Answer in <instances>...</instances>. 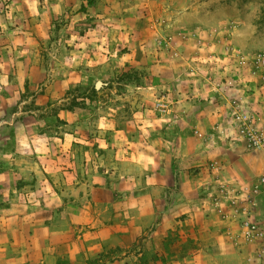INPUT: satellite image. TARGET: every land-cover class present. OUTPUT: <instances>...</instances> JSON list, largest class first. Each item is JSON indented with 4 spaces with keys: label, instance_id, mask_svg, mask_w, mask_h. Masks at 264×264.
Instances as JSON below:
<instances>
[{
    "label": "crops",
    "instance_id": "0c3cea01",
    "mask_svg": "<svg viewBox=\"0 0 264 264\" xmlns=\"http://www.w3.org/2000/svg\"><path fill=\"white\" fill-rule=\"evenodd\" d=\"M83 2L11 0L7 23L31 15L39 24L0 28V113L8 115L0 129H13L16 141L11 155L0 157V264H152L151 258L156 264H262L258 243L239 232L237 219L245 214L218 191L221 183L234 186L242 200L237 205L244 206L264 174V153L247 149L230 127L231 91L190 94L195 105L187 113L184 98L165 109L159 119L169 116L165 126L176 130L173 137L162 128L153 137L150 93L141 89L125 93L133 106L124 119L116 102L123 95L108 101L104 90L94 111L61 105L52 115L63 118L60 126L24 104L25 88L41 85L42 92L31 94L37 104L66 100L70 69L57 77L38 56L43 19L72 14ZM260 97L244 100L264 128ZM192 129L213 135L189 147L183 131ZM256 200L251 217L264 228V196Z\"/></svg>",
    "mask_w": 264,
    "mask_h": 264
},
{
    "label": "rangeland",
    "instance_id": "374dc122",
    "mask_svg": "<svg viewBox=\"0 0 264 264\" xmlns=\"http://www.w3.org/2000/svg\"><path fill=\"white\" fill-rule=\"evenodd\" d=\"M9 3L11 0H0V28L39 24L40 18L31 15L19 24L7 23ZM97 12H103V17H96ZM43 21L40 61L57 77L69 68L72 80L64 88L66 100L53 107L47 99L37 104L31 98L45 85L34 90L26 87L21 93L25 105L39 110L41 121L62 125L63 118L52 116L61 105L77 113L85 108L94 111L103 90L109 92L105 100L120 104L124 119L133 106L125 93L141 89L150 93L153 137L159 128L171 137L176 135V130L165 126L169 116L159 119L165 109L184 98L187 105L181 109L187 113L195 103L186 96L198 97L207 91H231L229 98L239 99L251 115L244 96L258 93L261 97L256 102L262 104L264 124V0H84L72 14L61 13ZM97 81L102 82L98 88ZM118 94L123 97L115 100ZM7 116L0 113V120ZM9 119L13 117L9 115ZM231 126L237 132L232 121ZM259 129L264 133L263 127ZM138 132L142 134L136 127ZM183 132L189 147H197L213 135L207 130ZM14 135L11 128L0 129V157L13 152ZM95 148L93 145L94 152ZM151 260L156 264L157 259ZM89 264L100 261L93 259Z\"/></svg>",
    "mask_w": 264,
    "mask_h": 264
},
{
    "label": "built area",
    "instance_id": "2783aa9c",
    "mask_svg": "<svg viewBox=\"0 0 264 264\" xmlns=\"http://www.w3.org/2000/svg\"><path fill=\"white\" fill-rule=\"evenodd\" d=\"M230 114L232 122L236 126L238 135L245 141L247 149L260 150L264 153V133L257 127L253 116L241 106V101L237 98H229ZM210 168H215L214 164L209 165ZM218 191L223 195V198L235 207L236 213H244L245 215L237 219L239 232L247 241H256L258 243L257 257L259 261L264 264V228L251 217L250 207L256 204V198L259 195L264 196V174L259 175L256 181L250 186L249 194L245 200L246 205L239 207L237 201L239 200L238 193L234 186L221 183ZM213 203L221 211L220 198L214 195Z\"/></svg>",
    "mask_w": 264,
    "mask_h": 264
},
{
    "label": "water",
    "instance_id": "95a60500",
    "mask_svg": "<svg viewBox=\"0 0 264 264\" xmlns=\"http://www.w3.org/2000/svg\"><path fill=\"white\" fill-rule=\"evenodd\" d=\"M101 85H102V82H101V81H97L95 86L98 88V87H100Z\"/></svg>",
    "mask_w": 264,
    "mask_h": 264
}]
</instances>
